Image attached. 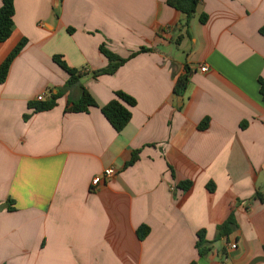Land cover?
<instances>
[{"label": "crops", "instance_id": "crops-1", "mask_svg": "<svg viewBox=\"0 0 264 264\" xmlns=\"http://www.w3.org/2000/svg\"><path fill=\"white\" fill-rule=\"evenodd\" d=\"M166 1L14 0L0 65L27 42L0 84V264H264V0H200L188 29ZM101 46L150 51L94 78ZM54 56L84 75L35 113L28 103L68 79ZM81 88L96 107L65 112ZM118 91L135 101L121 132L100 111ZM230 214L234 230L216 240Z\"/></svg>", "mask_w": 264, "mask_h": 264}, {"label": "trees", "instance_id": "trees-1", "mask_svg": "<svg viewBox=\"0 0 264 264\" xmlns=\"http://www.w3.org/2000/svg\"><path fill=\"white\" fill-rule=\"evenodd\" d=\"M200 3V0H167L166 4L180 14L184 16V27L189 28L190 21L192 20L196 9ZM13 16H14V0H2V4L0 7V43L5 42L11 35L12 26H13ZM201 23H205L206 16L203 14L199 18ZM260 33L264 36V27L260 30ZM26 39H22L14 49L9 53L6 59L0 65V84H3L7 78L10 66L16 56L22 51V49L26 45ZM150 49L140 48L137 51L131 53L128 57L122 58L105 47H100V52L107 59L108 64L105 68L92 72V77L96 78L100 75H112L114 74L118 68L124 65L128 60L134 58L135 56L149 52ZM54 63L66 72L68 79L63 88L59 89L56 94H51L48 99L43 101H33L28 103V107L33 110V112H45L49 111L56 105V100L61 97L67 90L71 87L77 85L80 79L83 77V70L75 69L69 67L65 61L61 59L60 56L53 57ZM187 74L180 76L177 78L173 92L176 96H182L188 83H189V71L186 69ZM259 92L262 97V101L264 103V80L259 79ZM135 106V101L128 95L123 92H115L114 99L109 101L106 105L100 108V111L106 121L110 124V126L116 131L121 132L123 128L127 125V123L131 119V111L130 108ZM91 107H96V103L92 96L88 93V91L84 88H81L80 96L77 100H68L67 105L65 107V112L72 113H83L87 112ZM207 120L202 121L198 125L199 130H203L207 127ZM138 151L132 153L130 160L125 164V167H129L133 165L138 160ZM191 186V183L181 182L178 184V187L183 191H187ZM208 190L213 191V187L208 185ZM11 203V202H9ZM11 205V204H10ZM10 205H7V211H14V208ZM235 220L233 214H230L228 219L218 226L217 228V238L219 240L221 238H226L235 228ZM149 233L148 228L145 225H141L136 230L137 238L142 241ZM198 241L196 243V250L198 255L201 257L205 255L209 248L207 247L208 243L204 239V232L198 233ZM195 264V263H191Z\"/></svg>", "mask_w": 264, "mask_h": 264}, {"label": "built area", "instance_id": "built-area-1", "mask_svg": "<svg viewBox=\"0 0 264 264\" xmlns=\"http://www.w3.org/2000/svg\"><path fill=\"white\" fill-rule=\"evenodd\" d=\"M201 72H206V66H200ZM45 98L44 94L38 95L35 99L36 101L40 102L43 101ZM116 174V170L113 167H109L103 170V172L97 176H95L91 181V190H95L98 188L105 180L113 177ZM232 249L236 248V245H231Z\"/></svg>", "mask_w": 264, "mask_h": 264}]
</instances>
